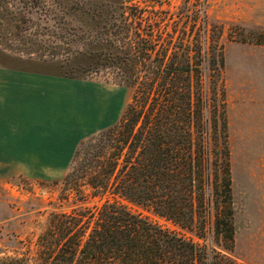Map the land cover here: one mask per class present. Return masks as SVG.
<instances>
[{"label":"trees","instance_id":"1","mask_svg":"<svg viewBox=\"0 0 264 264\" xmlns=\"http://www.w3.org/2000/svg\"><path fill=\"white\" fill-rule=\"evenodd\" d=\"M101 7L91 14L103 24L100 37L87 51L50 62L70 79L111 68L133 89L121 118L100 131L97 151L64 178L66 185L85 179L91 196L105 200L100 206L53 214L33 263L2 258L0 264H239L123 203L204 242L212 236L233 251L224 56L215 41L205 45V12L197 11L199 18L189 25L177 21L170 26L163 19L171 14L155 7L147 15L139 6ZM9 9L0 0V33L15 29ZM195 28L199 38H188ZM241 33L240 41L261 44L254 40L255 31ZM109 146L111 152L104 154Z\"/></svg>","mask_w":264,"mask_h":264},{"label":"rangeland","instance_id":"2","mask_svg":"<svg viewBox=\"0 0 264 264\" xmlns=\"http://www.w3.org/2000/svg\"><path fill=\"white\" fill-rule=\"evenodd\" d=\"M4 1L15 19V29L0 33V66H51L54 70L56 66L50 61H64L65 57L85 52L94 38L100 37L103 24L93 20L91 14L100 12L102 5L139 6L146 10V15L155 7L158 13L171 14L163 19L170 26L177 21L191 24L195 17L199 18L197 11L202 8L207 21L205 45L209 48L215 41L224 56L233 251L224 250L212 236L204 242L151 212L123 203L131 212L193 242L227 253L239 264H264V0ZM162 16L158 14V19ZM241 30L246 36L255 31L259 35L254 40L261 44L240 41ZM188 38H199L196 28ZM84 77L85 86L106 88L116 99L114 114L108 122L119 120L131 102L133 89L111 68H101ZM99 134L94 131L78 140L73 161L74 153L57 156V164L47 163L51 157L48 155L37 156L36 164L11 158L20 156H4L6 160L0 161V259L28 258L33 263L39 237L53 214H69L78 207L91 208L104 202L105 198L91 196L85 179L64 184V178L84 162L86 155L97 151ZM111 150L107 147L104 154Z\"/></svg>","mask_w":264,"mask_h":264},{"label":"crops","instance_id":"3","mask_svg":"<svg viewBox=\"0 0 264 264\" xmlns=\"http://www.w3.org/2000/svg\"><path fill=\"white\" fill-rule=\"evenodd\" d=\"M50 69L0 66V161L20 156L11 158L36 164L37 156L48 155L46 162L57 164V156L73 154L82 137L116 122H108L116 99L106 88L85 86L86 79Z\"/></svg>","mask_w":264,"mask_h":264}]
</instances>
